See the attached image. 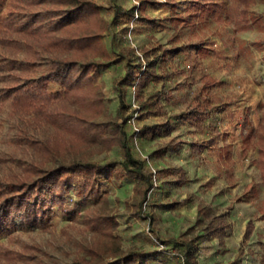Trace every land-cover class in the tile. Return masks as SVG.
Segmentation results:
<instances>
[{"label":"rangeland","instance_id":"374dc122","mask_svg":"<svg viewBox=\"0 0 264 264\" xmlns=\"http://www.w3.org/2000/svg\"><path fill=\"white\" fill-rule=\"evenodd\" d=\"M95 1L106 22L102 44L110 54L108 66L97 69L95 82L104 90V111L108 114H116L121 99L116 79L124 71L125 61L117 54L122 45L131 44L143 59L144 48L160 50L172 44L210 39L218 53L210 51L190 69L183 52L165 51L156 69L177 72L175 79L152 81L144 87L148 91L165 84L164 88L170 91L169 96L167 93L159 96L158 114L149 111L138 114V92L133 85H123L128 105L125 114L131 116L133 124L130 129L133 148L148 160L154 172L162 169L144 202V211L155 216L152 224L149 217L141 219L132 211L134 201L143 194V183L124 172L105 174L97 177V189L100 196L107 197L110 212L116 218L113 229L116 239L85 226L84 211L102 202L91 193L78 192L73 184L65 193L64 206L51 203L44 209L43 220L38 217L36 222L22 225L17 218L0 231V264H66L81 255L96 264L117 246L123 251L161 250L159 238L179 235L194 223L200 201L225 211L230 226L222 241L214 237L200 241L199 264H264V172L255 138L243 144L241 135L247 126H257L261 120L264 47L258 41L264 38V24L257 22L247 29L239 28L241 9L247 7L264 13V0H200L198 9L190 5L191 0H175L176 5L168 0H143V11L138 8L141 0ZM115 5L126 11L114 17ZM133 5L134 16L128 11ZM6 6L7 3L0 4V20L5 16ZM200 9L201 17L195 13ZM179 13L187 16L186 22L171 20V15ZM200 69H207L219 78L213 90L221 96L232 94L227 105L200 119L178 120L168 135H144L134 128L163 120L186 108L200 83ZM48 88L57 90L60 85L50 82ZM27 118L19 116L11 100L0 95V176L21 173L32 162L48 168L73 158L108 160L120 156L118 147L101 150L97 144L67 145L55 152L46 151L40 140L57 142L63 137L62 130L51 123H34L33 139H26L22 129L28 125ZM197 121L203 131L196 125ZM214 126L223 136L216 147L202 140ZM171 136L184 141L176 150L154 153ZM228 144L230 158L226 163L223 145ZM178 166L186 176L181 183L176 181ZM91 249L98 253L93 256ZM143 264L181 263L173 259L172 253L162 250Z\"/></svg>","mask_w":264,"mask_h":264},{"label":"trees","instance_id":"16d2710c","mask_svg":"<svg viewBox=\"0 0 264 264\" xmlns=\"http://www.w3.org/2000/svg\"><path fill=\"white\" fill-rule=\"evenodd\" d=\"M191 1L190 5L198 9L200 0ZM168 2L177 3L175 0ZM5 3V16L0 20V95L11 100L12 108L19 116L28 117V125L22 129L25 138L33 139L34 123H51L62 130L63 140H40L46 151L55 152L58 147L67 145L97 144L101 150L118 147L120 156L108 160L73 158L48 168L32 162L21 173L0 176V231L17 218L22 225L32 224L38 217L43 220L44 209L51 203L63 207L66 191L75 184L78 192L91 193L102 202L84 211L85 226L112 240L116 239L113 234L116 218L110 212L107 197L100 196L97 177L118 171L143 183V194L134 201L136 208L132 211L141 219L149 217L152 224L155 216L144 211V202L162 169L154 172L148 160L140 157L133 148L130 130L133 124L131 116L125 114L128 105L125 104L123 85H133L134 91L138 92V114L144 111L158 114L161 111L159 96L162 93L169 96L170 91L164 88L165 84L148 91H144V87L152 81H173L177 73L168 69L158 72V59L165 51L171 54L183 52L188 67L192 69L200 57L210 51L218 53L215 42L199 39L172 44L160 50L156 47L144 48L143 59L135 53L131 44L122 45L117 54L125 61L124 71L116 79L121 99L116 114L111 115L104 111V90L95 82L97 69L106 68L110 59L102 44L106 22L100 5L95 0H0V4ZM140 3L138 8L143 11V0ZM122 11L126 9L115 5L114 17ZM128 11L134 16L136 6ZM195 13L200 17L203 15L201 9ZM239 16L241 29H247L252 23L264 24V13L247 7L241 9ZM170 18L175 23L187 21V16L182 13L173 14ZM192 22H195L194 18ZM258 42L264 47V38ZM199 79L200 83L186 108L169 114L163 120L143 124L138 131L150 136L155 133L168 135L178 120L190 117L200 119L230 102L232 94L221 96L219 91L213 90L219 82L217 75L200 69ZM50 82H57L60 88L50 90ZM245 122H248V115ZM196 125L203 131L199 121ZM241 135L243 144L255 138L259 164L264 172V103L259 124L247 126ZM202 137L205 143L214 147L219 146L223 138L222 131L216 126L208 137ZM183 141L171 136L154 153L176 150ZM229 145H223L226 163L230 158ZM177 168L176 181L181 183L186 176L181 166ZM229 226L225 211L200 201L194 223L179 235L158 236L163 249L123 251L117 246L107 253L109 257H102L96 264H143L162 250L172 253L173 259L181 264H199L197 252L200 241L213 237L222 241ZM91 252L93 256L98 253L94 249ZM90 261L89 257L81 255L66 264H91Z\"/></svg>","mask_w":264,"mask_h":264},{"label":"built area","instance_id":"2783aa9c","mask_svg":"<svg viewBox=\"0 0 264 264\" xmlns=\"http://www.w3.org/2000/svg\"><path fill=\"white\" fill-rule=\"evenodd\" d=\"M134 128H135L137 131L139 130V127L134 126ZM160 245H161V247H163V244H162V243H161Z\"/></svg>","mask_w":264,"mask_h":264}]
</instances>
